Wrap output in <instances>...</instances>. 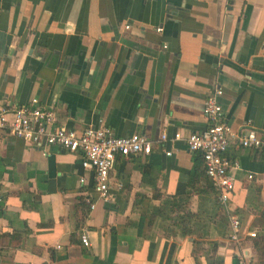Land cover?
Instances as JSON below:
<instances>
[{
    "label": "crops",
    "instance_id": "crops-1",
    "mask_svg": "<svg viewBox=\"0 0 264 264\" xmlns=\"http://www.w3.org/2000/svg\"><path fill=\"white\" fill-rule=\"evenodd\" d=\"M219 90L232 131L264 132V0H0V104L38 99L59 126L155 142L116 160L106 203L79 153L1 133L0 264H264V151L230 146L226 211L201 154L159 143L204 132Z\"/></svg>",
    "mask_w": 264,
    "mask_h": 264
},
{
    "label": "built area",
    "instance_id": "built-area-1",
    "mask_svg": "<svg viewBox=\"0 0 264 264\" xmlns=\"http://www.w3.org/2000/svg\"><path fill=\"white\" fill-rule=\"evenodd\" d=\"M159 32L162 29H158ZM222 92L219 90L204 102V115L208 127L204 132L192 134L184 139L180 134L169 138L166 134L160 137L159 143L170 145L173 149L178 141H184L189 151L200 153L206 176L219 193L220 204L229 211L228 202L235 190V179L230 174L240 168L237 162H232L226 156L232 144L242 148L264 151V132H259L251 126H245L238 131H232L226 121L223 107L218 102ZM5 133L22 140L29 146L42 150L47 154L50 148L79 153L82 167L94 173V192L99 200L110 202V171L119 157L150 156L155 142L139 134L117 137L113 131L102 122L90 125L85 130L77 132L65 126L58 125L56 112L43 105L38 99L27 105L15 106L0 104V134ZM171 151H166L171 156ZM253 179V175H249ZM86 202L94 207L95 202L87 196ZM231 241L240 244L241 224L237 217L231 216ZM256 237V234H251ZM82 244L90 246L89 234L85 229L81 234ZM239 264H254L247 257H241Z\"/></svg>",
    "mask_w": 264,
    "mask_h": 264
},
{
    "label": "trees",
    "instance_id": "trees-1",
    "mask_svg": "<svg viewBox=\"0 0 264 264\" xmlns=\"http://www.w3.org/2000/svg\"><path fill=\"white\" fill-rule=\"evenodd\" d=\"M209 180H208V186H209V188L210 189H214V186H213L211 180L210 181ZM171 206H172V208L169 207L170 213L175 214L177 211H182L184 213V216L182 218H185V217H188V216L190 217V212L188 211V204H185V205H181V204L180 205H176L174 203ZM183 235H185V234H183ZM217 264H222V262H219Z\"/></svg>",
    "mask_w": 264,
    "mask_h": 264
}]
</instances>
